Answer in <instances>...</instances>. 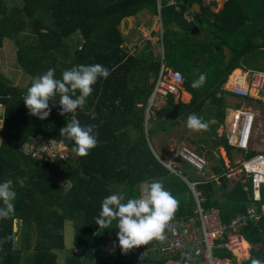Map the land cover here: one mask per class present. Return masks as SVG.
Segmentation results:
<instances>
[{"label": "trees", "instance_id": "obj_1", "mask_svg": "<svg viewBox=\"0 0 264 264\" xmlns=\"http://www.w3.org/2000/svg\"><path fill=\"white\" fill-rule=\"evenodd\" d=\"M8 1L0 0V48L5 39L15 41L18 63L30 79L26 85H19L0 72V183L13 180L17 192L14 214L0 219V264H56L54 249L64 248L63 223L67 219L74 220L76 227L69 264H110L97 254L106 229L99 228L95 219L103 199L115 194L111 184L124 185L131 194L136 190L138 198L141 183L160 181L170 193H182L175 216L191 214L194 202L191 194L186 195L189 187L155 156L152 135L169 124L187 121L192 113L211 121L209 130L198 131L205 136L203 150L210 162L208 168L217 176V181L212 176L201 179L197 186L204 196L203 206L217 207L224 222L248 206L260 210L264 193L260 200H254L246 174L233 180L227 177L229 169L224 159L218 152L214 157L211 150L223 147L228 157L233 152L224 134L216 132L225 122V98L230 94L222 84L243 56L264 49V0H227L218 10L202 0H161L163 61L146 46L129 53L122 45L124 36L119 28L124 16L145 7L156 13V0H23L19 14L11 21L7 19ZM195 2L200 9L194 11L193 20H185L183 10ZM194 23L197 32L190 33ZM78 34L84 39L81 45ZM162 62L181 72L182 87L191 98L183 101L169 93L157 110L158 119H148L145 132L146 102ZM96 63L107 68L110 75L99 78L84 108L72 113L81 126L96 125L97 146L87 156L72 151L68 160L53 163L28 154L25 143L37 133L59 138L71 114L62 116L60 107L57 112L50 107L47 119L30 115L23 98L33 78L51 68L60 79L64 70ZM263 67L264 61L257 68ZM201 73H206V83L193 88V81ZM55 100L59 105V96ZM207 107L209 114L205 113ZM92 111L95 120L90 116ZM65 141L74 147L73 141L66 137ZM254 152L249 151L247 156ZM189 167L194 166L182 160L175 169L190 180ZM17 178H26L24 187L19 186ZM15 218L18 229L13 228ZM240 232L251 244L250 256L240 264H251L254 258L264 261V213L240 227ZM8 236L12 239L4 242ZM17 237L21 247L15 244ZM25 249L29 251L23 256ZM154 262L165 264V259H138V264Z\"/></svg>", "mask_w": 264, "mask_h": 264}, {"label": "built area", "instance_id": "obj_2", "mask_svg": "<svg viewBox=\"0 0 264 264\" xmlns=\"http://www.w3.org/2000/svg\"><path fill=\"white\" fill-rule=\"evenodd\" d=\"M205 4L222 3L227 0H202ZM161 5V0H157ZM174 0H168L172 3ZM185 20H193V10L188 7L182 12ZM159 37L162 40V30L159 27ZM81 47V46H79ZM183 75L177 69L161 64L154 82L153 89L146 102L145 121L149 116L157 114V110L165 103L169 93L177 94L183 85ZM225 87L234 95H255L264 100V68H238L231 70L225 80ZM52 108L57 112L59 105L50 101ZM78 121L75 113H71L67 122ZM79 122V121H78ZM64 127V126H63ZM62 128V127H61ZM256 114L248 106H236L226 117L224 137L227 144L243 151L239 164L226 172L227 177L245 173L251 183L252 197L261 199L264 193V150L256 151L247 156L252 148L254 137L258 135ZM25 150L34 157L44 159L49 163L57 160H68L72 155V147L67 144L64 136L59 138L48 137L37 133L27 143ZM172 159H183L195 167L200 176L206 177L208 162L206 158L190 147L181 145L173 153ZM167 166L168 163H165ZM170 165V164H169ZM237 167V168H236ZM175 172V170H174ZM181 175V172H178ZM236 176L239 178L240 176ZM182 176V175H181ZM189 187L193 198L192 213L187 217H174L165 228L164 241H155V247L161 252H176L178 257L171 264H240L248 254L249 243L240 232V227L249 221H256L264 213V203L260 210L248 206L244 212L233 216L224 222L217 207L205 208L202 204L204 196L197 185L199 181H189L182 176ZM217 181V176H213ZM236 178V179H237ZM229 252V255H220L218 252ZM129 256L133 250L127 252ZM145 250L139 248V256L144 257ZM235 257V258H234Z\"/></svg>", "mask_w": 264, "mask_h": 264}, {"label": "clouds", "instance_id": "obj_3", "mask_svg": "<svg viewBox=\"0 0 264 264\" xmlns=\"http://www.w3.org/2000/svg\"><path fill=\"white\" fill-rule=\"evenodd\" d=\"M110 71L102 64L76 65L62 72L57 79L55 69H48L43 75L33 78L31 86L23 98L29 114L39 119H47L51 113L50 101L59 96L60 115L83 109L87 98L93 91V85L99 78H107ZM206 73H201L192 83L193 88H200L206 83ZM77 91L79 95H77ZM90 116L96 119L92 111ZM3 123V122H2ZM211 121H204L195 113L189 114L186 126L192 131H207ZM96 125L81 126L72 120L60 129V136L74 142L72 151L78 156H87L97 146ZM26 178H17L20 187H24ZM17 192L13 180L0 183V219H7L15 212L14 201ZM117 193L105 197L101 203V211L95 219L99 228L108 229L113 221H118L117 239L122 252L147 245L152 240L164 241L167 224L174 218L179 208L177 199L164 189L160 181H145L138 198H128ZM12 237H5V241ZM251 264H264L260 259H252Z\"/></svg>", "mask_w": 264, "mask_h": 264}, {"label": "rangeland", "instance_id": "obj_4", "mask_svg": "<svg viewBox=\"0 0 264 264\" xmlns=\"http://www.w3.org/2000/svg\"><path fill=\"white\" fill-rule=\"evenodd\" d=\"M11 4L12 5L10 6L11 8L9 9L8 16H7V19L9 21L13 20V18H15L19 14L20 7L23 4V0H14L13 3L11 2ZM144 16H146V15L144 14ZM158 46H159V44L157 42H153L151 47H150V50H148V51L151 53H155V55H157L159 53ZM16 51H17V45H16L15 41L12 39H5L3 46L0 48V72L3 73L5 76L11 78L16 84L26 85L30 79V76L27 75L26 72L23 71L22 68L20 67L18 60H17V52ZM225 54L229 55L228 49H225ZM262 61H264V49L257 50V51H254L252 53L246 54V56H243L240 59L239 65L241 67H245V68H257L260 66ZM230 94H232V93L230 92ZM236 96L239 99V102L237 104L238 106L250 105L253 107L254 103L256 101H258L259 105L254 106V108H258V110L260 111L261 114H262V112H264V102L262 100H259V99L253 100L249 96H242V95H236ZM181 99L183 100V98H181ZM49 103L51 105V102H49ZM235 105L236 104H234V106ZM230 106H231V104L226 106V113H228L230 110H232L233 106H231V107ZM209 111H210V107H207L205 113L209 114ZM145 112H146V107H145ZM145 112H144V115H145ZM2 113H3V105L0 104V122H2V119H3ZM150 118H152V119L157 118V114L149 116L148 119L150 120ZM257 121L258 122L260 121L262 123L261 127L259 128L261 134L254 137L253 142H252V148L250 149V151L264 150V140L263 141L260 140V138H264V128H262V127H264V114H262V116L260 115V117L258 116ZM147 125H148V123H147ZM166 125L167 124H165V126ZM223 125H224V123H223ZM219 127L223 128V126H219ZM156 133H157V135L155 136L156 140L160 143L162 149L166 152L165 155L168 154V157H165V158H167V159H165L166 163H168L167 166H169L170 168H174L175 172L173 169L172 170L170 169V170L176 174H178L179 171L176 170L175 167H173V164H172L173 162H171V160L174 161V159H172L173 153H174V151H176V149L179 146H181L183 144L188 145L190 147V149H192L194 152L200 151V154H202L205 158H207L205 151L203 150V146H204L203 140L205 137L203 135L204 133L200 134L198 131H192V130L188 129L186 126V121H184V120H181L180 122H178L176 124H171V125L169 124V125H167V128L159 129V130H157ZM205 145L208 147L207 143ZM219 148H220V146H218L216 149L211 150L214 157L217 156V152L220 151ZM170 153H172V154H170ZM243 153H244L243 151H240V150L235 151L234 150L232 153L233 157L231 159H233L234 162H237L238 159L241 160ZM219 154H222V151H220ZM169 155H170V158H169ZM155 156L159 157L161 160H164V157L162 156V158H161V156L159 154L155 155ZM177 160L182 161V159H177ZM207 160H208V158H207ZM208 162H209V160H208ZM70 163L73 164L74 160L72 159L70 161ZM209 165H210V162H209ZM229 165H233V164L231 162H229ZM187 172H188V175H190V178H192V177L193 178H201V176L198 174L197 170L194 167L193 168L189 167ZM238 175L239 174H237L236 176H238ZM236 176H234L233 178L236 179L237 178ZM233 178H231V179L233 180ZM232 180H231V182H232ZM110 189L115 194H117V193L125 194V201L124 202H126V200L128 198H136L137 197V191L136 190L133 191L131 194V192L124 185L111 184ZM138 193L140 194V187H139ZM171 194L177 199V201H180L182 198V193H180V192L171 193ZM117 224H118V221H113V223L109 226V228L106 229V232L108 234L112 233L113 236L117 237V233L119 231V229L117 228ZM13 228L14 229L19 228L18 220L16 218L13 220ZM75 229H76V227H75L74 220L67 219L64 221V223H63L64 248L58 249V250L54 249V251L57 252L56 264H69L68 260L70 259V256H68V254H69L70 250H73V234H74ZM103 231H104V229H103ZM105 240H106V238L104 235L103 241H100L97 245L98 256L109 260L111 258H115L117 256L116 254L122 253V250L120 249L119 244H118V239L116 241L109 242V243ZM16 241L17 242H15V244H17L19 247H21L19 237L16 238ZM22 244H23V242H22ZM110 247H112L113 250ZM250 249H251V244H249L248 254H246V256H244L245 259L250 256ZM28 251L29 250L25 249L23 256L24 255L26 256ZM156 252L157 251L153 250L152 253L150 254V258H153L154 256H156L158 254H160V255L163 254V253H158V252L156 253ZM26 263H27V261H25V264ZM21 264H23V263L21 262ZM70 264H75V263L72 262ZM84 264H86V263H84ZM235 264H236V261H235Z\"/></svg>", "mask_w": 264, "mask_h": 264}, {"label": "crops", "instance_id": "obj_5", "mask_svg": "<svg viewBox=\"0 0 264 264\" xmlns=\"http://www.w3.org/2000/svg\"><path fill=\"white\" fill-rule=\"evenodd\" d=\"M12 1V3H13V1L14 0H11ZM11 1L9 0V5L11 6L12 4H11ZM168 1V0H167ZM175 1L176 0H174V2H172V3H175ZM203 2V1H202ZM197 3V2H196ZM204 3V2H203ZM194 4V3H193ZM199 4V3H198ZM205 4V3H204ZM206 5H209L212 9H214V10H218V9H220V8H222L224 5H225V3L224 4H222V3H214V4H210V3H208V4H206ZM156 6H157V11H156V13H154V12H151L150 11V8H143V9H141L138 13H136V14H133V15H128V16H124L122 19H121V21H120V25H119V28H120V30H121V32H122V34H123V36H124V42H123V47L129 52V53H135V52H137V51H139L140 49H142L144 46H146V48H147V50L148 49H150V47H151V45H152V43L153 42H157L158 44H159V46H158V50H159V55H161V59H162V61H163V45H162V40L160 39V37H159V27H161V30H162V33H163V28H162V20H161V6H162V1H161V5L159 6L158 5V2H157V0H156ZM188 7H190L192 10H193V14H194V11H195V9L193 8V6L191 5V6H188ZM188 7H186V8H188ZM11 8V7H10ZM9 8V9H10ZM199 9H200V5H199ZM144 14L146 15V16H144ZM197 32V31H196ZM77 38L79 39V41H80V45L84 42V39H83V37H82V35L81 34H78L77 35ZM163 63V62H162ZM161 63V64H162ZM238 68H245V67H241L240 65L239 66H237V67H234L232 70H234V69H238ZM264 68V67H263ZM228 76V75H227ZM227 78V77H226ZM226 80V79H225ZM225 85H227V82L225 83V81L223 82V84H222V87L223 88H225V89H227L226 87H225ZM227 90H229V89H227ZM230 91V90H229ZM218 94V93H217ZM150 95V94H149ZM229 95V96H228ZM227 96H226V98H225V104H226V106L227 105H229V104H231V106H233V108L234 107H236V106H238L237 104H238V102H239V99H238V97L236 96V95H234V94H228ZM149 97V96H148ZM175 97H181V98H183V101H189L190 100V98H191V93L190 92H188L187 90H185L184 88H181L180 90H179V92L177 93V94H175ZM251 99H259V100H262L261 98H259V97H257V96H255V95H252V96H249ZM180 98V99H181ZM148 99V98H147ZM54 101V100H53ZM56 101V100H55ZM263 102H264V100H262ZM234 104H236L235 106H234ZM259 105V102L258 101H256L255 103H254V105H253V107L252 106H250V105H247L248 107H250L251 109H253L254 111H255V114H256V120H257V117L259 116L260 117V115L262 116V114H264V112H262V114L260 113V111L258 110V108H254V106H258ZM230 106V107H231ZM50 107H52L51 105H50ZM232 108V109H233ZM231 111V110H230ZM230 111L228 112V113H226V117H228L229 116V114H230ZM225 122H226V118H225ZM225 122H224V125H223V123H220L219 125H218V127H217V129H216V132H217V134L218 135H220V134H224V128H225ZM147 123H148V120L147 121H145V115H144V130H145V132H147V128L146 127H148V125H147ZM257 124H258V135H260L261 134V132H260V130H259V128L261 127V122L259 121H257ZM219 126H223V128L222 127H219ZM262 128H264V127H262ZM157 135V133H154L153 135H152V144L157 148L156 149V152L155 151H153L154 152V154L155 155H160L161 156V158H162V156L164 157V160H161L159 157H157L158 159H160V161L164 164V162L166 163V161H165V159H167V158H165V157H168V154L167 155H165L166 154V152L162 149V147H161V145H160V143L156 140V138H155V136ZM257 135V136H258ZM260 140H264V138H260ZM184 145V144H183ZM185 146H188V145H185ZM189 147V146H188ZM231 148H233V147H231ZM220 149V151H222V154H219L220 153V151H218L219 153V156L220 157H222L223 159H224V164H225V166L227 167L228 165H229V162H231L233 165H229V166H231V167H233V166H235V165H237L238 164V162H239V159H238V161L237 162H234L233 161V159H231L232 157H233V152H231V154H230V156L228 157L227 156V154H226V151H225V149L223 148V147H220L219 148ZM224 151H223V150ZM235 150V148H233V151ZM238 149H236L235 151H237ZM255 151V150H254ZM249 152V151H248ZM247 152V153H248ZM197 153V152H196ZM247 153H246V155H247ZM170 154H172V153H170ZM199 154V153H198ZM201 155V154H200ZM203 156V155H202ZM242 156H244V155H242ZM169 158H170V155H169ZM242 158V157H241ZM183 160V159H182ZM207 160V159H206ZM185 161V160H184ZM171 162H173L172 164H173V167H179L180 165H181V161L180 160H174V161H172L171 160ZM170 162V163H171ZM208 162V161H207ZM177 170V169H176ZM178 171H180V170H178ZM199 174V173H198ZM178 175V174H177ZM182 175V174H181ZM181 175H179L181 178H183ZM206 177H202L201 176V178H193L192 176V178L189 180V181H199V182H201V179H203V180H206V179H208V178H212V176H214V173L209 169V168H207V172H206V175H205ZM184 179V178H183ZM185 180V179H184ZM186 181V180H185ZM143 184L144 183H141L140 185H139V187H140V189L142 188V186H143ZM188 186V185H187ZM198 186V185H197ZM189 191V190H188ZM187 191V192H188ZM191 193H190V191H189V195H190ZM140 195V194H139ZM139 195H138V197H139ZM178 203H179V201H178ZM191 210H192V207H191ZM192 213V212H191ZM190 215V214H189ZM188 216V215H187ZM187 216H185V217H187ZM174 217H179V216H175L174 215ZM105 238H106V240L105 241H107L108 243L109 242H113V241H116L117 240V237L116 236H113V234L112 233H110V234H108L107 232L105 233ZM155 239L154 240H152V241H150L149 243H148V245H141V246H139V247H135V248H133L132 250H133V254L131 255V256H129L128 254H127V252L125 253V252H122L121 254H116L117 256L115 257V258H111V259H109V262H110V264H118L119 262H121V261H126L125 262V264H138V259L139 258H143V257H140L139 256V248H143L144 250H145V254L146 255H144V257H150V254L152 253V251L153 250H155V251H157L158 253H163V254H158V255H156L157 256V258H164L165 259V264H171L172 263V261L173 260H175L176 258H174V257H168V255L170 254V255H175V254H178V253H176V252H161V251H159L156 247H155ZM118 244H119V242H118ZM109 247V246H108ZM112 250H113V248L112 247H110ZM156 252V253H157ZM223 253H225V251H222V252H218V254H223ZM179 255V254H178ZM224 255V254H223ZM155 257V256H154ZM168 257V258H167ZM235 258V257H234ZM146 260V259H145ZM153 264H156V262H154Z\"/></svg>", "mask_w": 264, "mask_h": 264}, {"label": "water", "instance_id": "obj_6", "mask_svg": "<svg viewBox=\"0 0 264 264\" xmlns=\"http://www.w3.org/2000/svg\"><path fill=\"white\" fill-rule=\"evenodd\" d=\"M193 8L195 9V10H199V4L198 3H194L193 5ZM197 31V27H196V25H195V23H194V25H192V27H191V29H190V33H194V32H196ZM0 125H1V122H0ZM186 195H187V197H189V191L188 192H186ZM147 260V259H146Z\"/></svg>", "mask_w": 264, "mask_h": 264}, {"label": "bare ground", "instance_id": "obj_7", "mask_svg": "<svg viewBox=\"0 0 264 264\" xmlns=\"http://www.w3.org/2000/svg\"><path fill=\"white\" fill-rule=\"evenodd\" d=\"M236 150V149H235Z\"/></svg>", "mask_w": 264, "mask_h": 264}]
</instances>
